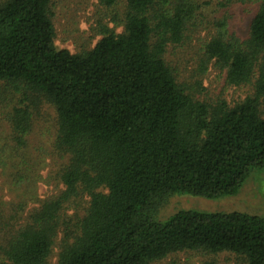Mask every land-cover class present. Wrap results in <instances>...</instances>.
Masks as SVG:
<instances>
[{
  "label": "trees",
  "instance_id": "1",
  "mask_svg": "<svg viewBox=\"0 0 264 264\" xmlns=\"http://www.w3.org/2000/svg\"><path fill=\"white\" fill-rule=\"evenodd\" d=\"M248 1L258 10L246 39L225 19L205 26L196 0H126L114 16L122 32L102 25L94 48L72 53L56 46L55 0H0V121L10 129L0 132V190L16 197L0 195V264H48L59 238L57 264H151L185 250L264 264L263 216L154 214L169 194L234 196L264 170V0ZM206 27L202 63L254 88L234 105L197 99L166 59ZM44 103L56 110L51 146L65 161L47 177L62 188L41 199L48 182L34 167L54 153L40 145L34 154L29 139Z\"/></svg>",
  "mask_w": 264,
  "mask_h": 264
},
{
  "label": "rangeland",
  "instance_id": "2",
  "mask_svg": "<svg viewBox=\"0 0 264 264\" xmlns=\"http://www.w3.org/2000/svg\"><path fill=\"white\" fill-rule=\"evenodd\" d=\"M202 5V13L206 21L205 26L211 27L214 19H225L232 31L242 39L249 36L250 24L258 10V4L244 0H196ZM126 8V0H118L113 8H107L99 3V0H55L54 23L56 28V46L59 49H68L72 53H81L91 50L103 37L102 25L114 28L116 32H122V22H114V16L123 17ZM206 27L197 36L196 40L184 45H171L166 52V59L173 67L178 81L183 87L197 99L214 103L219 99L234 105L254 94L252 85H229L227 83V71L213 62L202 63L203 53L200 51V40L207 37L209 30ZM0 98V109L7 110L6 102ZM39 112V113H38ZM264 115V104L262 105ZM56 110L44 103L37 110L34 118L33 132L30 135L31 148L37 154V147L45 145L48 151H52V137L55 136ZM0 132L3 136L9 134L7 124L0 121ZM53 156L46 154L45 160L37 161L39 174L44 178L52 176L63 161L55 152ZM36 159V157H34ZM34 159L31 166L34 165ZM37 188V198L45 199L59 192L57 179H45ZM0 182L4 179L0 176ZM0 195L8 202L16 200V197L3 190ZM39 205L31 202L30 207ZM182 209H198L204 211H232L257 214L264 217V170H254L238 194L234 196L208 199L201 196L187 194H169L163 199L156 201L154 214L158 218H166ZM60 240V238H59ZM59 240L52 250L48 264H57L60 252ZM208 261L215 264H247L244 259L232 252L218 254L203 251H180L169 254L167 257L151 264H205Z\"/></svg>",
  "mask_w": 264,
  "mask_h": 264
}]
</instances>
